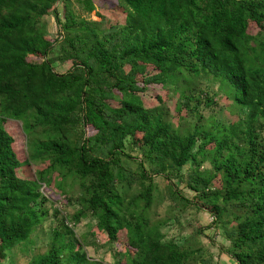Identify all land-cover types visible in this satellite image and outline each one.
<instances>
[{
    "label": "trees",
    "instance_id": "16d2710c",
    "mask_svg": "<svg viewBox=\"0 0 264 264\" xmlns=\"http://www.w3.org/2000/svg\"><path fill=\"white\" fill-rule=\"evenodd\" d=\"M77 1L84 11L93 10L91 0ZM103 2L108 15L97 11V20H91L76 18L67 0H0V255L24 241L41 216L31 204L39 181L16 174L23 160L2 125L1 118H8L19 120L24 133L41 128L45 138L33 140L32 158L46 156L49 168L72 171L81 180L83 204L95 216V228L110 235L125 227L141 247L139 264H192L200 251L163 240L138 211V200L148 205L154 185L143 162L154 174L168 166H187L186 185L195 197L231 206L226 214L236 223L226 234L236 264H264V142L257 134L263 125L264 65L259 62L264 49L260 55L252 52L253 59L250 50L255 47L248 43L253 38L247 33L249 21L259 25L264 20V0ZM49 13L58 26L55 37L66 44L60 55L75 58L61 73L49 62L54 40L46 36L42 19ZM103 20L109 23L96 28ZM34 54L41 60L25 58ZM126 62L136 63L140 74L146 65L156 72L143 76L139 85L135 72L126 71ZM181 72L209 73L226 82L227 92L244 111L241 123H216L209 129L179 120L172 124L160 103L138 97L148 84L174 85ZM85 126L93 132L83 136ZM139 130L144 133L138 144L143 158L136 162L140 191L124 204L113 182L124 178L116 163L124 139ZM211 143L210 156L206 146ZM205 161L209 168L198 170ZM218 174L219 184L212 186ZM70 233L66 223L54 227L46 250L32 255L28 264H85L82 252L71 254Z\"/></svg>",
    "mask_w": 264,
    "mask_h": 264
},
{
    "label": "rangeland",
    "instance_id": "374dc122",
    "mask_svg": "<svg viewBox=\"0 0 264 264\" xmlns=\"http://www.w3.org/2000/svg\"><path fill=\"white\" fill-rule=\"evenodd\" d=\"M67 1L70 12L76 18L97 20L96 16L84 11L77 0ZM57 2H54V6L56 5L57 15L63 22L61 3L57 4ZM43 17L45 18L43 21L46 26V36L50 42L54 40L51 51L48 53L52 70L57 73L64 72L70 68L75 58L60 55L61 45L63 48V46L66 47V44L55 37V35L59 37L58 26L50 13ZM108 23L103 20L95 27H103ZM64 33L65 31L62 30V35ZM247 33L253 38L248 43L255 47V51L250 50L254 59L255 55L252 52L263 54L264 20L259 25L249 21ZM255 39L256 41H254ZM25 58L34 62L41 60L38 54ZM261 63L264 65V61L260 60L259 64ZM135 66L136 63L126 62L125 69L135 72V79L139 85H141L143 76L156 72L151 65H146L144 72L140 74L134 70ZM144 88V92L138 94V97L151 105L160 103L166 108V120H170L172 124L179 120L186 126L197 123L201 124L203 129H209L216 123L224 126H237L243 118L244 111L239 109L227 92V83H221L209 73L181 72L174 85L161 87L159 84H148ZM180 89L184 92V98L181 97ZM183 103L191 106V111L186 112L187 109ZM1 122L13 137L12 146L18 158L23 160L21 166L16 169V174L21 178L39 181L38 191L31 204L41 216L38 224L31 228L24 241L3 251V255H0V264H28L32 255L40 254L46 250L51 230L54 227L61 229L62 222L66 223L71 230L70 238L74 243L71 254L82 252L86 258L85 264H139L141 247L131 240L125 227L110 235L95 228L96 218L83 204L84 193L80 186L81 180L72 171L67 170L66 172L65 169L57 167L49 168L46 156L32 158L33 140L45 138L41 128L35 126L30 132L24 133L21 122L17 119L1 118ZM261 122L263 125L257 131L258 141L264 142V112ZM82 130L83 136L93 132L87 126ZM143 138L144 133L140 130L135 133V136L126 137L123 141L122 153L118 155L119 160L116 166L123 171L124 178L114 179L113 182L117 192L123 195L124 204L130 199V196L140 191L136 162L143 158L138 146ZM213 150L212 143L206 146L208 155L211 156ZM127 156H131V158ZM143 166L154 183L150 191L149 204L144 206L143 201L138 200L137 207L148 226L155 225L165 241L174 240L186 247L198 248L200 251L195 254L196 259L190 261L192 264H236L234 248L226 234L236 223L226 214L231 206L230 208L223 207L195 197V193L186 185L190 176V169L187 166L178 170L168 166L160 174H154L152 167L147 162H143ZM209 166L208 162H202L198 170L202 171ZM217 177L219 178V174L212 179V186L219 184ZM170 190L177 193V196L180 195L181 198L172 196ZM78 212L82 214L75 219L73 216ZM66 254L64 252L62 256Z\"/></svg>",
    "mask_w": 264,
    "mask_h": 264
},
{
    "label": "crops",
    "instance_id": "0c3cea01",
    "mask_svg": "<svg viewBox=\"0 0 264 264\" xmlns=\"http://www.w3.org/2000/svg\"><path fill=\"white\" fill-rule=\"evenodd\" d=\"M91 3L93 5V10L90 12L91 14H93L95 16L97 11H101L105 16L108 15V11L106 9V5L103 2V0H91ZM42 19H45V18L42 17ZM45 28H46V26H45Z\"/></svg>",
    "mask_w": 264,
    "mask_h": 264
}]
</instances>
